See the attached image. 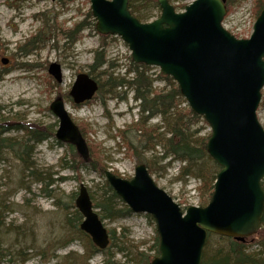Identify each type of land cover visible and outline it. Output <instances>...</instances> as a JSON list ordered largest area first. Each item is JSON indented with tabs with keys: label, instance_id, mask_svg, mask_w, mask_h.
Returning a JSON list of instances; mask_svg holds the SVG:
<instances>
[{
	"label": "rangeland",
	"instance_id": "1",
	"mask_svg": "<svg viewBox=\"0 0 264 264\" xmlns=\"http://www.w3.org/2000/svg\"><path fill=\"white\" fill-rule=\"evenodd\" d=\"M134 1L143 15L151 17L143 23L161 16V9L154 8L149 0ZM194 1L174 0L172 4L177 12H183ZM91 6V0H0V123L8 122L11 128L0 139L23 141L30 147L24 154L25 162L10 143L0 147V264H105L109 259L114 264H138L141 253L157 257L156 224L146 214L131 212L123 218L105 220L107 229L118 239L106 251H100L80 229L83 219L76 200L81 185L91 194L103 195L106 178L90 168L78 173L72 170L73 146L55 137L60 121L50 107L62 97L74 123L84 130L87 144L100 150L107 170L132 179L139 162L119 133L128 131L129 139L139 145L147 129L158 127V133H166L161 116L147 118L148 114L142 113L134 91L106 84L110 75L117 81L132 79L133 74L128 73L137 64L121 37L103 36L97 31ZM254 10L255 0H236L223 26L240 39L250 38L258 18ZM18 12L29 16L27 22L14 17ZM26 23L29 28L23 32L21 27ZM77 26L78 31L72 33ZM102 47L107 64L93 71L95 53ZM4 58L10 60L8 65L2 64ZM53 63L62 67V83L49 74ZM150 68L155 93L178 87L173 79L175 86L162 81L160 69ZM91 72L105 87L92 101L77 106L70 97L72 87L78 75ZM262 95L258 119L264 128V89ZM177 108L189 119L192 110L184 97ZM198 117L191 130L199 131L196 137L210 138V125ZM27 125L44 129V140L35 144L25 129H16H27ZM141 157L158 187L183 211L207 206L203 205L207 202V193L201 190L203 182L183 176L185 164L165 158L163 147L146 149ZM123 205L117 202L118 208ZM253 238L246 243L247 252L260 253L263 250ZM223 246L219 236L211 235L205 249L212 255Z\"/></svg>",
	"mask_w": 264,
	"mask_h": 264
},
{
	"label": "water",
	"instance_id": "2",
	"mask_svg": "<svg viewBox=\"0 0 264 264\" xmlns=\"http://www.w3.org/2000/svg\"><path fill=\"white\" fill-rule=\"evenodd\" d=\"M158 2L161 16L149 23L132 15L129 0H91V9L101 35L121 37L135 64L159 68L172 78L191 110L210 125L207 151L220 167L213 196L208 206L183 211L158 187L145 164L136 167L130 180L110 170L105 178L132 213L154 219L159 256L151 264H202L210 234L244 242L257 236L264 218V128L258 119L264 89V8L251 37L238 39L223 26L228 13L224 0H195L183 12L169 0ZM1 62L8 65L10 60ZM49 74L63 82L59 64H51ZM99 90L98 81L82 73L70 97L79 106ZM50 109L60 121L56 139L74 146L88 163V144L63 98ZM76 205L84 218L81 230L99 250L109 248V230L84 184Z\"/></svg>",
	"mask_w": 264,
	"mask_h": 264
},
{
	"label": "trees",
	"instance_id": "3",
	"mask_svg": "<svg viewBox=\"0 0 264 264\" xmlns=\"http://www.w3.org/2000/svg\"><path fill=\"white\" fill-rule=\"evenodd\" d=\"M159 1V0H158ZM154 0H149L154 4V8H159V2ZM171 3L174 0H169ZM229 11L233 2L236 0H224ZM186 7V6H185ZM184 7V8H185ZM177 8V7H175ZM264 8V0H255V14L258 17L261 11ZM129 9L134 17H136L141 22H147L151 17L150 15H143L140 11V8L136 6L134 0H129ZM230 12V11H229ZM79 26L72 33L78 31ZM105 47H102L95 53V63L91 67L93 71L103 68L107 64ZM151 68L145 65H136L134 70H131L128 74H133L132 79H114L110 75V80L107 85L113 86V89L116 88H126L135 92L136 99L139 101L142 113H147L148 117L151 118L155 115L161 116L166 128L165 134L158 133L160 128L155 127L152 129H147L145 132L148 133L144 135L143 142H140L141 145L135 143L133 140H130L128 137V131H123L119 133L125 141V145L129 153L138 159L139 164H146L141 155L145 153V150H155L157 146H161L164 149V157L172 158L176 161L184 163L182 167V175L185 177H196L199 178L203 185L201 187L202 191H206L207 202L203 205H208L212 199L214 192V185L217 179V175L220 171V167L215 161L208 155L207 151V142L209 137H196L199 131H192V124L198 121L199 117L189 111V119L184 115L181 110L177 107L182 101V95L178 87H175L170 92L163 91V93H155L153 91L154 79L150 74ZM95 80L97 77L93 76L91 72L89 74ZM162 81H165L167 84L175 86L176 83L172 78L159 76ZM100 85V90L105 87V84ZM98 92V93H99ZM264 104V103H263ZM8 123V122H6ZM0 123V135L3 132H7L11 128L9 123ZM9 127V128H8ZM29 128H24V126L16 127V129L24 130L31 136V141L35 144H39L44 140V129H38L36 126H29ZM137 129V128H136ZM138 130V129H137ZM44 131V132H43ZM82 135L85 134L84 130H80ZM158 133V134H157ZM51 135V134H50ZM53 135H51L52 137ZM30 142V141H29ZM4 143H10L11 148L19 154V157L22 161L24 160V154L30 151V147L23 141L16 142L12 139H0V147ZM89 147L90 150V159L86 163L75 151V147H71V152L73 157V165L71 169L77 173L82 168H90L91 170L99 173L102 177H105V171L107 167L104 165V158L98 148ZM34 148V147H33ZM31 147V150L33 149ZM144 150V152H143ZM65 160V159H64ZM148 170L150 167H148ZM151 170V169H150ZM150 172V171H149ZM118 177H121L118 173H115ZM264 187V181H263ZM105 193L103 195H95L90 193L91 199L93 201L95 209L98 210L100 218L102 221L105 220H114L118 218H123L129 215L132 211L123 205L122 209L118 208L117 202L123 203L120 197L115 193L109 183L106 181L104 186ZM205 200V199H204ZM4 211V210H3ZM3 211L1 213H3ZM149 216V215H148ZM83 219V217L79 216ZM150 219H152L149 216ZM153 220V219H152ZM111 235V244L115 241H118L115 232H110ZM211 235H209L210 237ZM208 237V238H209ZM222 240L223 247H221L214 254L210 255L207 253V250H204L202 264H264V218L262 221V226L260 232L253 238V240L258 241V245L262 248L263 251L257 254H249L247 252L246 241H236L235 239L226 238L219 236ZM93 246V244L91 243ZM111 246V245H110ZM159 247V237L156 236V248L157 256ZM110 248V247H109ZM108 248V249H109ZM107 249V250H108ZM106 251V250H104ZM107 254V253H105ZM141 257L138 258V264H151L153 258L147 254L141 253ZM0 252V257H1ZM3 256V255H2ZM105 264H114L109 259Z\"/></svg>",
	"mask_w": 264,
	"mask_h": 264
},
{
	"label": "bare ground",
	"instance_id": "4",
	"mask_svg": "<svg viewBox=\"0 0 264 264\" xmlns=\"http://www.w3.org/2000/svg\"><path fill=\"white\" fill-rule=\"evenodd\" d=\"M14 17L19 18L22 22H27L28 15H24L22 12H18ZM27 24V23H26ZM29 28L28 24L26 26H22L21 29L23 32L27 31Z\"/></svg>",
	"mask_w": 264,
	"mask_h": 264
}]
</instances>
